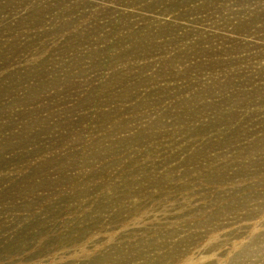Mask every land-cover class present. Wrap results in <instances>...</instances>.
Instances as JSON below:
<instances>
[{
  "label": "rangeland",
  "instance_id": "374dc122",
  "mask_svg": "<svg viewBox=\"0 0 264 264\" xmlns=\"http://www.w3.org/2000/svg\"><path fill=\"white\" fill-rule=\"evenodd\" d=\"M0 264H264V0H0Z\"/></svg>",
  "mask_w": 264,
  "mask_h": 264
}]
</instances>
